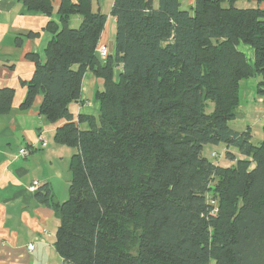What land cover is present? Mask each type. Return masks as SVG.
I'll return each mask as SVG.
<instances>
[{"label": "trees", "instance_id": "obj_1", "mask_svg": "<svg viewBox=\"0 0 264 264\" xmlns=\"http://www.w3.org/2000/svg\"><path fill=\"white\" fill-rule=\"evenodd\" d=\"M262 1L193 0L186 9L180 0H113L114 50L102 57L106 14L91 0H60L44 57L27 56L34 70L20 106L40 94L39 114L65 121L54 141L75 148L68 197L53 201L46 183L36 192L53 207L66 264H264V124L257 143L229 125L241 80L257 76L264 97ZM24 3L52 14L51 0ZM86 70L103 83L98 111L74 119L69 105L83 102ZM11 97L0 89V112ZM220 143L221 162L202 155Z\"/></svg>", "mask_w": 264, "mask_h": 264}, {"label": "crops", "instance_id": "obj_2", "mask_svg": "<svg viewBox=\"0 0 264 264\" xmlns=\"http://www.w3.org/2000/svg\"><path fill=\"white\" fill-rule=\"evenodd\" d=\"M91 1L94 10L106 14L97 51L105 46L110 54L114 50L115 33V18L110 13L113 0H104V3ZM180 2L186 9L193 4V0ZM51 3L52 14L47 16L28 10L24 0H0V89H12L9 108L0 112V264H66L54 244L58 219L53 207L41 203L36 192L46 183L52 191L53 201L66 199L70 182L69 160L75 148L54 141L55 128L65 121L50 123L39 114L40 94L35 96L29 108L20 106L26 94L25 82L34 70V64L27 56L38 53L44 57V48L51 38V33L45 29L46 23L50 19L58 20L56 10L60 0H51ZM238 3L243 7L255 6L256 0H238ZM153 5H157V0H153ZM260 6H264V0ZM80 20L79 15H72L69 25L76 27ZM239 49L253 63L252 47L241 44ZM252 78L256 82L243 79L239 88L243 85L242 91H246L248 85L254 84L256 89L259 78ZM102 84V80L91 71L84 72L81 81L83 102L69 105L74 119L78 114L97 115L98 103L94 94ZM253 100L254 104L245 103L248 108H243L239 95L237 110V114L243 111L242 120L251 136L254 126L262 128L264 124V97L256 92ZM80 126L84 128L86 124ZM39 136L45 139V145L41 144ZM21 147L28 150L27 155L18 154ZM32 180L39 182L36 190L30 189ZM29 243H32V249L27 248Z\"/></svg>", "mask_w": 264, "mask_h": 264}, {"label": "rangeland", "instance_id": "obj_3", "mask_svg": "<svg viewBox=\"0 0 264 264\" xmlns=\"http://www.w3.org/2000/svg\"><path fill=\"white\" fill-rule=\"evenodd\" d=\"M102 3H104V0H100ZM238 4V2H236ZM102 6V10H103V5ZM78 17V16H77ZM80 17V16H79ZM249 82H256L253 81L254 79L251 77L249 79ZM242 86L240 85L241 89L239 88V95H240V103H241V107L245 106L244 104L247 103V105L249 104H254V100L256 99V89H255V85L252 84V86L248 85L247 86V90L246 91H242ZM251 95V96H250ZM243 108H248V107H243ZM239 110V107L238 109ZM242 113V114H241ZM243 111L242 112H238L237 117L234 120L229 121V125L230 127L234 128V129H241L243 130L246 126L245 122H243L242 120V116H243ZM262 139V130H261V126L260 125H256L253 127V136L251 138V140L254 143L259 142ZM224 150V144L220 143L217 145H213V144H205L203 146L202 149V155L205 156L210 162L212 163H219L222 160V157L224 158V156L220 157V155L223 153ZM214 153V154H212ZM237 155H239L237 153ZM240 156V155H239ZM67 193H68V188H67ZM68 197V194H67ZM66 197V198H67Z\"/></svg>", "mask_w": 264, "mask_h": 264}, {"label": "built area", "instance_id": "obj_4", "mask_svg": "<svg viewBox=\"0 0 264 264\" xmlns=\"http://www.w3.org/2000/svg\"><path fill=\"white\" fill-rule=\"evenodd\" d=\"M98 52H99V55H100V56L104 57V56L107 55V48H106L105 46L100 47V48L98 49ZM39 140L41 141V144H42V145H45L46 142H45V139H44V138H42V137L39 136ZM27 153H28V150H27L25 147H21V148H19V150H18V154H19L20 156H25V155H27ZM38 186H39V182H38V180H32L31 185H30V189H31V190H36V189L38 188ZM27 248H28V249H32V248H33L32 243H29V244L27 245Z\"/></svg>", "mask_w": 264, "mask_h": 264}]
</instances>
